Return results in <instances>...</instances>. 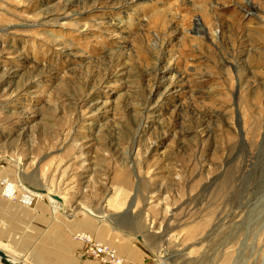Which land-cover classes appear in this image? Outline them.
<instances>
[{
	"label": "rangeland",
	"instance_id": "374dc122",
	"mask_svg": "<svg viewBox=\"0 0 264 264\" xmlns=\"http://www.w3.org/2000/svg\"><path fill=\"white\" fill-rule=\"evenodd\" d=\"M1 177L161 264H264V0H0Z\"/></svg>",
	"mask_w": 264,
	"mask_h": 264
},
{
	"label": "crops",
	"instance_id": "0c3cea01",
	"mask_svg": "<svg viewBox=\"0 0 264 264\" xmlns=\"http://www.w3.org/2000/svg\"><path fill=\"white\" fill-rule=\"evenodd\" d=\"M5 201H0V250L22 264H101L83 257L85 244L74 236L78 233L115 249L124 264L164 262L149 244L136 240L133 214L118 215L112 223L88 214L63 216L64 210L56 212L50 203L58 218L46 205L36 211L30 205L19 207ZM126 218L130 225L124 222Z\"/></svg>",
	"mask_w": 264,
	"mask_h": 264
},
{
	"label": "built area",
	"instance_id": "2783aa9c",
	"mask_svg": "<svg viewBox=\"0 0 264 264\" xmlns=\"http://www.w3.org/2000/svg\"><path fill=\"white\" fill-rule=\"evenodd\" d=\"M0 196L6 200H16L18 197V186L8 178H0ZM87 249L84 256H88L101 264H123V259L118 256L115 249L94 241L91 237L84 238Z\"/></svg>",
	"mask_w": 264,
	"mask_h": 264
},
{
	"label": "water",
	"instance_id": "95a60500",
	"mask_svg": "<svg viewBox=\"0 0 264 264\" xmlns=\"http://www.w3.org/2000/svg\"><path fill=\"white\" fill-rule=\"evenodd\" d=\"M53 198L58 200L59 202H61V198H59L57 196H53ZM87 212L93 217H96L98 219H103L100 215L94 213L93 211L88 210ZM116 218L117 217L111 218L110 221L113 223L114 219H116ZM0 264H22V263L18 262L17 260L10 257L9 255H7L2 250H0Z\"/></svg>",
	"mask_w": 264,
	"mask_h": 264
},
{
	"label": "bare ground",
	"instance_id": "6f19581e",
	"mask_svg": "<svg viewBox=\"0 0 264 264\" xmlns=\"http://www.w3.org/2000/svg\"><path fill=\"white\" fill-rule=\"evenodd\" d=\"M19 166H21L22 165V163H20V164H18ZM21 170H20V174H21ZM17 184V183H16ZM17 186H18V190H19V187H21L22 189H23V191L26 193L25 195H32V196H36V195H39V194H37V193H35V192H33V191H30L27 187H25L23 184H22V182L18 185L17 184ZM19 192V191H18ZM51 196V195H50ZM50 202H51V204L53 205V209H54V211H63L65 208H64V205L62 204V202H59L58 200H56V199H54L53 198V196H51L50 198ZM102 217V216H101ZM102 218H104V217H102ZM162 257V254L160 253V255H159V258H161Z\"/></svg>",
	"mask_w": 264,
	"mask_h": 264
}]
</instances>
